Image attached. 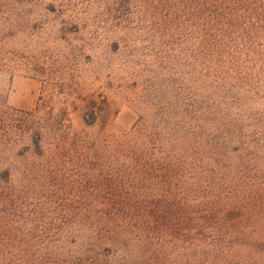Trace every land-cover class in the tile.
<instances>
[{"label": "trees", "instance_id": "16d2710c", "mask_svg": "<svg viewBox=\"0 0 264 264\" xmlns=\"http://www.w3.org/2000/svg\"><path fill=\"white\" fill-rule=\"evenodd\" d=\"M9 6L65 16L84 41L149 34L160 99L124 129L91 94L74 128L53 78L33 110L12 107L1 79L43 63L20 60ZM250 173L264 176V0H0V264H221L264 202Z\"/></svg>", "mask_w": 264, "mask_h": 264}, {"label": "rangeland", "instance_id": "374dc122", "mask_svg": "<svg viewBox=\"0 0 264 264\" xmlns=\"http://www.w3.org/2000/svg\"><path fill=\"white\" fill-rule=\"evenodd\" d=\"M21 10L7 7L10 20L17 22L20 37L17 47L21 61L36 64L35 71L18 69V72L1 79L10 87L8 103L20 110H33L38 98L46 96L42 81L49 78L63 80L72 101L71 120L74 128L81 124L80 98L91 94L92 108L98 114L109 116L118 128H128L138 115H148L161 97V83L167 71L161 69L160 55H155L157 42L144 32H98L95 39H85L70 20L57 13L50 14L35 8L16 18ZM69 15V14H68ZM20 20V21H19ZM135 105V107H134ZM87 117V116H86ZM250 194L264 197V176L248 174ZM245 194L246 186L240 188ZM93 202V201H90ZM262 204V205H260ZM246 218L249 223L245 226ZM242 242L227 251L221 264H264V248L250 247L249 241H264V202L255 204L250 217H240Z\"/></svg>", "mask_w": 264, "mask_h": 264}]
</instances>
